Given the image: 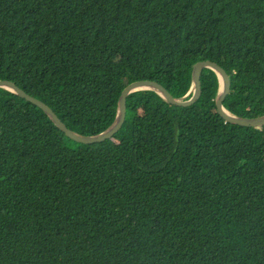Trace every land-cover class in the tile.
Returning a JSON list of instances; mask_svg holds the SVG:
<instances>
[{"label": "trees", "instance_id": "1", "mask_svg": "<svg viewBox=\"0 0 264 264\" xmlns=\"http://www.w3.org/2000/svg\"><path fill=\"white\" fill-rule=\"evenodd\" d=\"M223 106L264 115V0H0V80L73 131H105L122 90L175 98L198 61ZM143 90L111 139L78 143L0 88V264H264V126Z\"/></svg>", "mask_w": 264, "mask_h": 264}, {"label": "water", "instance_id": "2", "mask_svg": "<svg viewBox=\"0 0 264 264\" xmlns=\"http://www.w3.org/2000/svg\"><path fill=\"white\" fill-rule=\"evenodd\" d=\"M204 69L213 71L219 81V90L215 99V106L219 115L228 123L243 127H261L264 126V115L256 118L240 117L230 113L223 106L231 87V81L225 70L213 61L203 60L198 61L192 68L191 72V86L188 93L182 98L173 97L167 89L154 80H137L128 84L122 91L119 101L116 117L114 122L103 132L93 135L85 136L76 131L71 130L59 118V116L43 101L29 95L14 82L9 80H0V88H4L13 94L19 96L36 105L44 111V113L53 121V123L72 140L81 144H97L105 142L114 137L123 127L127 115V99L135 92L150 90L155 92L158 96L163 98L170 104L179 107L194 106L201 95V73Z\"/></svg>", "mask_w": 264, "mask_h": 264}]
</instances>
